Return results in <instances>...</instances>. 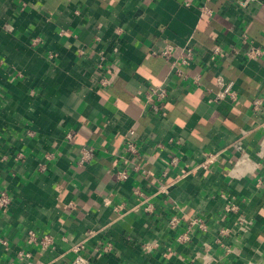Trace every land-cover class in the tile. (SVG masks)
I'll use <instances>...</instances> for the list:
<instances>
[{
  "label": "crops",
  "instance_id": "obj_1",
  "mask_svg": "<svg viewBox=\"0 0 264 264\" xmlns=\"http://www.w3.org/2000/svg\"><path fill=\"white\" fill-rule=\"evenodd\" d=\"M203 3L0 0V191L11 199L0 208V264H70L81 240L87 264H264V53L247 58L240 42L244 32L264 47V0H210L211 16ZM164 44L174 59L194 47V60L178 63L187 80L151 53ZM218 74L236 95L209 103ZM156 83L168 91L159 114L143 111ZM129 127L139 156L123 150ZM81 144L96 153L84 167ZM122 167L129 174L118 180ZM28 230L50 245L28 244Z\"/></svg>",
  "mask_w": 264,
  "mask_h": 264
},
{
  "label": "built area",
  "instance_id": "obj_2",
  "mask_svg": "<svg viewBox=\"0 0 264 264\" xmlns=\"http://www.w3.org/2000/svg\"><path fill=\"white\" fill-rule=\"evenodd\" d=\"M154 1V0H149ZM210 0H204V3L199 5L198 8L200 10L201 14H204L206 16L212 15L211 8L207 5ZM186 5H189L188 3H185ZM240 42L244 45H247V49L245 52V55L247 58H259L264 53V47L257 46L252 43L247 37L246 33H242L240 36ZM176 47L172 44H164L162 47L158 49H152L151 53L157 56H161L164 59H166L169 64L171 70L179 76L182 80H187L189 77L188 74L178 65L180 63L182 66H187L194 60L195 56V49L193 46L186 44L180 49V53L176 58L174 59V52ZM210 51L214 55H219L220 57H223L225 55V49L219 44V43H213L210 46ZM177 59V61H176ZM192 85L198 86L200 84V76L199 74H196L192 77H190ZM111 82V78H103L101 80V84L105 85ZM215 84L217 86V89H211V88H205L206 92V101L209 103H216L219 101H222L224 99H234L236 92L233 90V81L232 80H226L222 75L218 74L215 77ZM168 91L165 85L161 83L152 84L147 87L146 91L144 92V104H143V111L150 110L152 113L159 114L162 112L163 104L167 98ZM261 104V101L256 99L252 103V108L254 110H257L259 108V105ZM127 134V140L124 143L123 150L126 151L129 155L132 156H139V149L137 146L136 140L133 138L135 134V130L133 127H129L126 130ZM234 148L238 152H243V146L240 143V141H237L233 144ZM78 152V159L77 164L79 166H86L89 164L94 158H95V148L92 145L89 144H81L78 146L77 149ZM215 154H208L207 158L200 164L201 168H206L210 163L214 161ZM179 162V156L172 153L169 156L168 164L172 166H176ZM131 170L135 172L140 173H149V170L145 167L132 163L130 166ZM39 168L41 170L45 169V167L40 164ZM167 173V170L162 171V175L165 176ZM129 172L126 167H122L120 170L117 171V179L123 180L126 179ZM158 192L162 194L168 193L167 184L160 183L158 186ZM135 193L141 194L139 190H136ZM11 202L10 196L7 194L5 190L0 191V208H3L5 206H8ZM69 206H73V203L70 202ZM226 210H235L236 206L232 204H228L225 206ZM198 219H192L187 227H192L195 224L197 225ZM171 225L177 224V218L172 217L169 221ZM245 220L242 217V215H239L237 217V220H235V226L237 228H240L241 230L245 229ZM199 226V225H197ZM203 228V225L200 226ZM221 232L223 234L226 233V230L222 229ZM89 235H91L92 232H87ZM26 242L28 244H38L42 249L47 248L51 243V236L48 234H43L42 236H38L33 230H28L26 232ZM85 244L86 240H81L78 243L74 244V246L71 247V251L73 253V257L70 261V264H87L88 260L85 255ZM109 244L107 243L102 247V249L107 250L109 249ZM27 257H29L28 252H19V258L21 260H25ZM26 263L29 264L30 262L26 260Z\"/></svg>",
  "mask_w": 264,
  "mask_h": 264
}]
</instances>
